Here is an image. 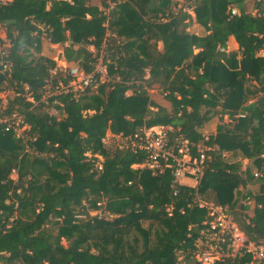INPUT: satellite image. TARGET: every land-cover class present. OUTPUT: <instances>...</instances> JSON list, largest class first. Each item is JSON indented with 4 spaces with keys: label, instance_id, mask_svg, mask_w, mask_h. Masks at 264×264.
Returning a JSON list of instances; mask_svg holds the SVG:
<instances>
[{
    "label": "trees",
    "instance_id": "obj_1",
    "mask_svg": "<svg viewBox=\"0 0 264 264\" xmlns=\"http://www.w3.org/2000/svg\"><path fill=\"white\" fill-rule=\"evenodd\" d=\"M246 1L198 0L194 17L174 14L171 0H111L109 11L107 0L0 1V50L8 43L10 64L0 90L14 93L3 112H16L35 136L34 153H26L21 140L0 131V264H181L177 251L195 237L188 227L207 218L206 209L191 206L196 191L227 207L248 240L264 239V171L255 180L241 164L264 167V0H255V14ZM192 22L204 32H189ZM230 38L235 51H227ZM44 39L63 46V60L85 73L103 51L111 80L78 99L62 93L42 100L61 79L51 74L56 62L41 54ZM151 91L170 108L152 101ZM53 105L61 119L49 113ZM217 110L227 122L204 136ZM154 126L169 127L172 144L187 140L193 156L198 145L208 148L197 188L172 186L169 168H132L143 164V153L103 148L107 131ZM86 153L103 157L101 171ZM254 181L257 192L239 191ZM54 219L56 232L48 228ZM184 264L200 263L187 255Z\"/></svg>",
    "mask_w": 264,
    "mask_h": 264
},
{
    "label": "built area",
    "instance_id": "obj_2",
    "mask_svg": "<svg viewBox=\"0 0 264 264\" xmlns=\"http://www.w3.org/2000/svg\"><path fill=\"white\" fill-rule=\"evenodd\" d=\"M0 1L2 3L6 2V0ZM171 1L174 14L183 12L194 16V9L198 0ZM107 4V11H109L113 8L114 3L107 0ZM229 12L231 16L238 14L236 7H231ZM0 27L3 28L2 25ZM2 40H5V37ZM8 46V43H4L0 50V73L3 75L10 72V64L5 60V51L3 50ZM64 46H68V44ZM220 51H223V49H220ZM104 55V52L101 51L90 73H85L77 64L69 66L64 61V64H59V66L56 63V68L51 71V74L56 75L59 72L61 79H57V84L53 89H47L43 93L42 100L62 93H72L73 97L78 99L87 89H95L99 84L109 81L107 63L103 59ZM66 78H68V81L65 84L63 80ZM3 85H7L5 81ZM5 90L14 94L12 89L5 88ZM126 95H131V92H127ZM27 100L33 102L32 98ZM6 103L7 100H0V108H2L0 111V131L10 133L14 138L21 140L25 144L26 153H34L30 142L35 141V136L29 133L30 127L16 112L5 114L3 110ZM170 130L169 127L164 126L141 127L129 135L112 134L107 131L102 139V145L107 152L128 150L135 154L143 153V164L132 165V168H146L153 174L162 172L164 168H169L172 171V186L185 185L182 181L191 179L194 181L192 188H197L208 158V148L198 145L196 155L193 156L191 144L187 140L180 137L175 139L174 144L169 141L168 132ZM84 156L86 161H92L97 171H101L102 156L94 155L92 157L90 153H86ZM263 171L264 167L254 172L255 180L262 177ZM191 206L206 209L207 218L199 225L188 227L190 231L188 237L190 238L193 234L195 237L190 247L177 251L176 255L181 264H184V258L187 255L200 264H214L225 260H231L234 264H264V239L257 242L248 240L233 220L227 207L204 202L197 191L191 200ZM94 215L100 216V213Z\"/></svg>",
    "mask_w": 264,
    "mask_h": 264
},
{
    "label": "rangeland",
    "instance_id": "obj_3",
    "mask_svg": "<svg viewBox=\"0 0 264 264\" xmlns=\"http://www.w3.org/2000/svg\"><path fill=\"white\" fill-rule=\"evenodd\" d=\"M101 0H90V4L93 5H100ZM255 0H247L244 4L245 10L247 13L250 14H255L256 10H255V5H254ZM234 7V6H231ZM230 7V8H231ZM188 30H190L191 33H198L201 34L204 32L203 28L201 26H196L193 22L188 26ZM5 37V33H4V27H0V38L3 39ZM237 48V44L235 43L234 40H232L231 38L228 40L227 43V51H235ZM62 51H63V46L61 45H54L51 46L46 39L43 40V44H42V50H41V54L44 56H47L49 58H52L57 65H59V55L61 56L62 59ZM94 51V50H93ZM95 54V53H94ZM34 56H36V54H34ZM60 66V65H59ZM109 80H111L110 78H108ZM94 92L95 89H92L91 92ZM44 95V94H42ZM150 98L152 101H154L156 104L163 106L167 109L170 108V104L164 99V95L162 93H160L159 91H151L149 93ZM46 96V95H45ZM13 94L10 92H6V90L4 88H2L0 90V100H8L9 98H12ZM50 97H47V99H49ZM55 105H53L52 107H50L49 109V113L53 116H55L57 119H61L62 118V114L56 109V107H54ZM2 110V108H0V111ZM227 122V118L226 115H224L223 113L219 112V110L216 111V113L213 115L212 119L206 123L204 125V127L202 128V132L204 136H208L210 134H214L215 130H216V126L222 123H226ZM242 164V169L244 170L246 167L251 168V170L254 172L258 171L256 170L254 164L250 161L247 160H242L241 161ZM15 177V175H13ZM260 186V182L258 181H254L252 184L247 185L246 187H240L239 191L242 193H247V192H251V193H255L258 191ZM86 206H88V204H85ZM248 206H250V209H248L246 211V213L251 216L252 212H253V203L249 202ZM229 211V210H228ZM230 212V211H229ZM98 214L100 213L99 211H89V216H94V214ZM60 221V220H59ZM56 222V219H54L52 221V223H50L48 225V228L54 232H56V226L53 225V223ZM147 222H144L143 225L144 227H147ZM63 245H66L65 241H62Z\"/></svg>",
    "mask_w": 264,
    "mask_h": 264
},
{
    "label": "crops",
    "instance_id": "obj_4",
    "mask_svg": "<svg viewBox=\"0 0 264 264\" xmlns=\"http://www.w3.org/2000/svg\"><path fill=\"white\" fill-rule=\"evenodd\" d=\"M192 17H194V16H192ZM195 24V23H194ZM196 26H198L197 24H195ZM188 30V29H187ZM189 32H190V30H188ZM195 34H198V33H195ZM232 40H233V38H231ZM48 42V41H47ZM51 45V44H50ZM51 46H54V45H51ZM56 46H58V45H56ZM237 49V48H236ZM88 50L89 51H91V52H93L94 53V51H93V48L91 47V46H89L88 47ZM60 59V64H64V60H63V58L61 59V56L59 55L58 56ZM67 65H69V66H71V65H74V64H68L67 63ZM203 130V129H202ZM183 182V184H185L186 186H189V187H193L194 186V181L193 180H191V179H185V180H183L182 181ZM254 207V206H253ZM249 208H250V206H249Z\"/></svg>",
    "mask_w": 264,
    "mask_h": 264
}]
</instances>
